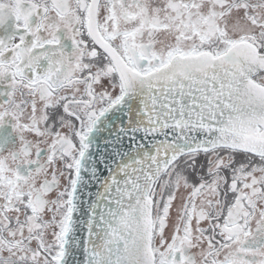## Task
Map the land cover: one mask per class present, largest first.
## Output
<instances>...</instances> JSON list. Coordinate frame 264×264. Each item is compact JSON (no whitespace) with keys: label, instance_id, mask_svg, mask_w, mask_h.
Returning a JSON list of instances; mask_svg holds the SVG:
<instances>
[{"label":"snow or ice","instance_id":"snow-or-ice-1","mask_svg":"<svg viewBox=\"0 0 264 264\" xmlns=\"http://www.w3.org/2000/svg\"><path fill=\"white\" fill-rule=\"evenodd\" d=\"M0 264H264V0H0Z\"/></svg>","mask_w":264,"mask_h":264}]
</instances>
